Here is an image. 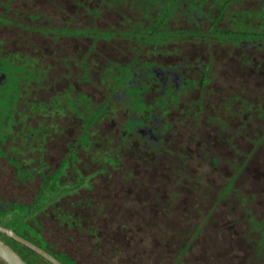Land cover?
I'll use <instances>...</instances> for the list:
<instances>
[{
    "label": "flooded vegetation",
    "instance_id": "1",
    "mask_svg": "<svg viewBox=\"0 0 264 264\" xmlns=\"http://www.w3.org/2000/svg\"><path fill=\"white\" fill-rule=\"evenodd\" d=\"M259 159L264 0H0V240L28 264L6 230L85 264L103 225L172 217L158 176L236 191Z\"/></svg>",
    "mask_w": 264,
    "mask_h": 264
},
{
    "label": "rangeland",
    "instance_id": "2",
    "mask_svg": "<svg viewBox=\"0 0 264 264\" xmlns=\"http://www.w3.org/2000/svg\"><path fill=\"white\" fill-rule=\"evenodd\" d=\"M178 175L157 177L163 190H173L170 219L127 230L103 225L104 238L78 239L75 254L85 264H264L263 174L238 178L236 191L228 192L224 187L230 176L224 172L206 176L201 192L196 181Z\"/></svg>",
    "mask_w": 264,
    "mask_h": 264
},
{
    "label": "water",
    "instance_id": "3",
    "mask_svg": "<svg viewBox=\"0 0 264 264\" xmlns=\"http://www.w3.org/2000/svg\"><path fill=\"white\" fill-rule=\"evenodd\" d=\"M9 234L20 240L21 242L25 243L26 245L33 248L35 251L43 255L45 258H47L49 261H51L53 264H63L61 263L56 257L45 251L44 249L38 247L34 243L14 234L10 230H6ZM0 257L3 258L5 261L8 262V264H28L17 252L13 250L9 245L2 242L0 240Z\"/></svg>",
    "mask_w": 264,
    "mask_h": 264
}]
</instances>
